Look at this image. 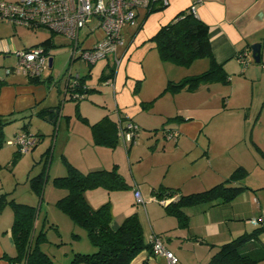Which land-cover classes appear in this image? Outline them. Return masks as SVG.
I'll use <instances>...</instances> for the list:
<instances>
[{"label": "rangeland", "instance_id": "obj_1", "mask_svg": "<svg viewBox=\"0 0 264 264\" xmlns=\"http://www.w3.org/2000/svg\"><path fill=\"white\" fill-rule=\"evenodd\" d=\"M21 27L19 26L18 29ZM97 27L83 41V46H90L96 39H102L104 31L101 27ZM10 28L8 21L0 20V33H6ZM23 28L34 37L43 36L42 34L46 32L54 35L55 46L51 48L54 58L53 65L42 71L39 88L35 91L43 90L46 96L37 103L35 108L39 110L48 102V104L59 107V115L51 120L44 114L16 113L14 119L2 125L0 197L7 193L8 199L12 197L16 202L39 208L36 230L42 229L45 232V240L40 243V248L52 258L55 264H67L73 258L74 253H91L95 251V247L90 243L86 230L74 224L69 216L55 204L67 192L65 188L54 183L55 177L67 174L64 159L82 172L103 167L110 169L116 164L117 172L129 186L112 191L96 188L87 190L85 195L97 207L109 202L112 215H129L136 212L138 217L139 215L146 216V207L159 209L162 208V205L155 200L144 203V205L135 203L133 186L140 188L143 199L147 200L149 187H157L163 178L176 179L178 177L176 173L182 172L181 174L186 179H191L193 175H197V177L204 173L210 175L211 170L206 168L204 160H192V156H195V151H193L189 158L179 156L176 159L171 156V159L176 162L177 169L167 173L166 164L169 159L162 152L164 146L167 148L174 144L171 140H166L163 137L162 131L157 132L155 136L153 130L139 128L135 142L127 144L130 147L128 151L123 145L119 132L114 147L94 145L92 122L87 120L84 114L90 107L92 111L97 109L99 113H102L104 106L100 103L97 105L98 99L93 96V92L78 101L71 99L69 94H64L63 87L69 74L71 81L76 79L77 74L86 86L101 85L102 73L100 71L103 69L108 73L112 66L110 56L98 60L95 64H88L83 60L76 59V62L70 67L68 62L70 40L66 35L51 31L47 27H40L35 31ZM86 29L80 31V40L83 39V31ZM3 38L4 35H0V39ZM151 53H154L157 63H164L163 61L159 62V56L155 49ZM49 57L50 55H48V59ZM249 58L251 59L249 61H252V56ZM205 60L206 57L202 58L199 60L200 62H196L198 64L190 66L191 68H177L180 65L165 66L168 68H165L164 74L166 72L172 76H180L182 69L191 73L202 72L206 68L202 67L200 63ZM14 63L15 58L12 54H0V78L5 77L4 68L10 67ZM167 63L171 64L165 62L160 64V67L168 65ZM252 63L254 64L253 61ZM260 63L262 61L258 64ZM152 68L154 67L149 66V76L143 84V91L147 94L153 92L162 76V70L157 71ZM175 69L181 70L174 72ZM49 76L51 78L48 82ZM241 76L237 71V76L233 77L232 82L211 84L209 90L204 91L206 93L204 99H206L211 113L207 116L209 118L208 127L216 131L219 138H214L212 141L211 162L213 166L218 164L219 170L227 175L235 168L232 167L234 162H239L246 169V173L239 181L233 183L237 186H245V189L240 191L230 204L231 207H234L236 216L233 217L234 220H228L227 225H230L229 228L243 229L247 224V232L251 233L255 227L251 224V219L264 218V153L259 150H264V71L260 75L255 72L254 84L251 80H242L243 78H239ZM7 77L9 83L12 78H16L15 80L20 83L30 84L29 78L21 74L12 73ZM98 90L105 99L109 96V88L99 87ZM25 92L29 93L30 91ZM81 103L83 108L80 106ZM202 103L200 101L197 106ZM110 104L113 105L112 101ZM113 109L114 107L111 106L112 111ZM21 131L28 133L30 137H35L37 141L27 152L16 155L17 146L9 144L8 141L13 140L15 135ZM218 131L224 135H219ZM256 146L260 148L258 149ZM44 168L45 181L38 195L32 188L31 178ZM214 180H218L215 181L217 183L222 178ZM208 182L207 189L215 184L212 183V179H209ZM189 208L188 210H190ZM12 220L13 210L8 203H4L0 208V244L7 252L4 254L11 256L15 254L10 234ZM236 235L233 238L237 237ZM260 238L264 241V233L260 234ZM2 259L7 262L5 258L2 257ZM257 264H264V260Z\"/></svg>", "mask_w": 264, "mask_h": 264}, {"label": "crops", "instance_id": "obj_2", "mask_svg": "<svg viewBox=\"0 0 264 264\" xmlns=\"http://www.w3.org/2000/svg\"><path fill=\"white\" fill-rule=\"evenodd\" d=\"M152 6V10L138 8L136 10L135 24L123 27L122 43L118 45L116 51L117 57L120 58L119 65L115 66L110 56L112 66H110L108 73L107 71L104 72L103 69L100 71L105 75H109L107 77L110 81L109 84H104L103 81L105 80H103L100 81L101 85L91 87L86 86L81 80L82 88L87 87L90 91L83 94L82 98H77V100L79 101L93 92V96L98 99L97 105L100 103L104 106L102 113H99L97 109L92 111L91 107L88 109V112H85V118L90 120L92 124L103 116L109 115L117 122V126L119 119L126 121L129 118L137 123L139 128L148 131L153 130L155 136L157 132L162 131L164 137L165 129L177 131V139L175 141L171 140L174 145L167 146V148L164 146L162 152L169 159L168 163L166 162L167 173H170L172 170L176 171L177 169L176 162L171 159V156H174L176 159L179 156L181 158H189L190 153L195 151V156H192V160L199 159L205 161L206 168L211 170L210 175H205L204 173L201 175L198 174V177L197 175H193V178L186 179L181 174L182 172H175L178 176L176 179L168 180L167 178H163L157 187L150 186L149 197L147 200L144 199L145 203L155 200L162 205V208L149 209L146 207V216L139 215V220L142 225L145 240L149 242L152 234L159 235L164 248L171 251L178 258L179 264H206L211 255L218 249L219 245L229 241L236 234L238 236L243 233H250L247 232V224L245 223L243 229L238 227L229 228L230 225H227V221L234 220L233 217L236 216L234 207L230 205L233 200L227 203H216L214 205L201 203L190 208L189 206L185 207L184 211L189 215V221L186 227H180L176 217L166 213L165 206L169 202L177 200L181 194H191L202 191L204 188L207 189L209 179H212V183H215L218 180L214 179L222 178L221 181H223L230 175L224 174L219 170L218 164L214 167L211 162L213 152L212 141L214 138H219L216 135V131L208 127L209 118L207 116L211 115V113L207 106V101L204 99L206 95L204 91H208L209 86L211 84H217V82L200 85L193 92L181 90L177 93L165 92L158 96L169 81L177 82L186 76L200 72L191 73L185 72L186 69H182L180 76H172L166 72L164 74L165 68H168L165 66L178 65L167 63L168 65H161L162 67H160V64H164L165 62L157 63L155 61V55L151 53L152 50H156L152 37L160 27L172 21L178 13L186 9L191 10V6H194V15L208 26V40L212 56L218 63L222 64L224 71L229 77L228 82H232L233 77L237 76V71H239L242 75L239 78H243L242 80H251L254 84L255 72H258V75H260L264 71V0H168L165 5L162 4L161 0H157ZM9 25L11 28L6 33H0V35H4V38L0 39V54H12L16 61L17 51L40 44L46 38L51 37L52 46L47 49V53L52 57L53 65L54 58L51 53V48L55 46L53 34L46 32L42 34L43 36L34 37L28 34L23 28L25 27L23 25H15L12 23H9ZM19 26L22 27L18 29ZM97 26L96 18L91 19L87 24L85 27L87 29L83 31V39H79L82 47H92L100 40L96 39L90 46L82 45L90 33L98 28ZM37 28L28 29L35 31ZM252 43H260V61H262L260 64H258L260 61L255 62L253 58L252 61L254 64L252 61H249L251 60L249 57H251ZM69 45V47L72 46L71 41ZM241 53L246 54V59L243 63L238 60V55ZM158 60L159 62L161 61L160 58ZM199 60H202V58L195 59L188 67L178 66L177 68H191L190 66L196 62H200ZM68 62L71 67L76 61L71 62L69 59ZM200 65L207 69L209 59L206 57V60L202 61ZM149 66L154 67L152 69L157 71L162 70L161 79L158 80L159 83L151 94L144 93L143 91V84L149 76ZM111 69H113L112 72H110ZM179 70L181 69H175L174 72ZM112 73L113 75H111ZM7 76L5 75V77L0 78V116H8L14 119L16 113L31 112L30 115H39L44 110L46 113L43 112L42 114L48 117L50 114L51 116L56 115L53 116L52 120L58 117L59 110L56 111V107L58 106L48 104V102L46 106L43 105L39 110L35 108L37 103L46 96L43 90L35 92L39 88L38 84L41 82V75L38 82H30L29 80L30 84L20 83V81L15 80L16 78H12L9 83ZM76 77L79 81L80 78L77 74ZM50 78L51 76L47 79L48 82ZM70 79L71 75L64 82V94H69L68 82L71 81ZM99 87L110 89L109 96L106 99L103 97V94L99 93ZM28 90L30 91L29 93L25 92ZM96 93L98 94L96 95ZM153 99L154 101L148 104ZM111 101L113 105L110 104ZM200 101L203 103L197 106ZM80 106L83 108L82 103ZM111 106L114 107L113 111L111 110ZM53 110H55L54 113ZM56 112L58 113L56 114ZM49 119L51 118L49 117ZM159 124L160 126H158ZM217 133L221 136L224 135L219 131ZM127 144L133 143H123L128 151L130 147ZM256 147L258 148V146ZM259 150L264 153V150ZM239 166L244 167L239 162L232 163V167H235L233 170ZM152 184L155 185L156 183ZM161 186L169 189H177L178 192L172 196H167V193L163 192L161 198H156L153 195L154 191ZM139 190L142 192L140 188ZM85 197L92 207H97L96 204L93 202L92 204L89 201L86 195ZM161 199H167L168 203H160ZM125 216L127 215H112L111 226L116 228ZM255 228L253 227V230ZM251 244L253 242L250 243V246ZM4 253L7 252L0 244V264H9L8 261L6 262L2 259ZM129 264H168V261L166 256L161 253L153 252L151 254L148 249H143L136 254Z\"/></svg>", "mask_w": 264, "mask_h": 264}, {"label": "trees", "instance_id": "obj_3", "mask_svg": "<svg viewBox=\"0 0 264 264\" xmlns=\"http://www.w3.org/2000/svg\"><path fill=\"white\" fill-rule=\"evenodd\" d=\"M152 9L153 6L149 10ZM152 40L155 43L159 58L163 62L188 66L195 59L204 57L209 59L207 69L198 74L186 76L177 82L169 81L158 96L165 92L177 93L181 90L193 92L200 85L229 81L222 64L218 63L212 56L208 40V26L198 19L190 9L181 11L172 21L160 27ZM35 46H40L47 52V49L52 46L51 37L31 47ZM28 48L30 47L25 49ZM112 71L113 69L110 70V72ZM108 76L102 73L100 79L102 81L107 80ZM27 78L30 82H38L40 77ZM80 81L81 79L77 80L75 87L68 88L69 91H67L70 95L74 92L86 94L90 91L87 87L82 88ZM70 98L77 100V98ZM153 101L154 99L148 104ZM58 110L59 107H56V111ZM43 112L45 111L43 110ZM43 112L41 111L39 115ZM54 112L55 110H53ZM53 116L49 115L51 120ZM11 120V117L0 116V145H2V125ZM91 128L95 144L112 147L116 145L118 126L117 122L109 115H105L91 124ZM15 153L16 155L20 154L18 150ZM64 160L67 166V174L55 177L54 183L65 188L67 192L55 204L69 216L74 224L86 230L90 243L95 247V251L91 253H74L73 258L67 264H129L136 254L143 249H148L152 254L154 252L152 244L145 240L142 225L136 212L125 216L121 223L113 228L111 226L112 213L109 202L94 208L85 197L87 190L102 188L112 191L129 186L117 172L116 165L110 169L99 168L82 172L68 163L66 159ZM245 173L246 169L239 166L223 181L206 190L179 195L177 200H173L165 206L166 213L176 217L180 227H186L189 215L184 211L185 207L201 203L214 205L232 201L240 191L245 189V186L233 185ZM44 181L45 168L31 178L32 188L38 195L42 190ZM163 192H166L167 196H172L178 191L177 189L161 186L154 191L153 195L156 198H161ZM6 195L7 193H4L0 197V208L4 203H8L13 210L10 234L15 247V254L12 256L3 254V258L9 264H55L52 258L40 248V243L45 240V232L42 229L36 230L39 208L16 202L12 197L8 199ZM261 233H264V227L259 226L251 233L240 234L222 243L206 264H257L259 261L264 260V241L260 238ZM74 236H77V234H74ZM251 242L253 244L250 246Z\"/></svg>", "mask_w": 264, "mask_h": 264}, {"label": "built area", "instance_id": "obj_4", "mask_svg": "<svg viewBox=\"0 0 264 264\" xmlns=\"http://www.w3.org/2000/svg\"><path fill=\"white\" fill-rule=\"evenodd\" d=\"M157 0H0V20H6L12 24L23 25L27 28L47 27L51 31L66 35L71 41L70 61L83 60L88 64H95L98 60L111 56L115 66L120 63L116 51L122 43V29L136 22V10L138 8L150 9ZM167 4L168 0H161ZM194 12V6H191ZM97 19V25L104 31L102 39L92 47H82L79 43V33L91 19ZM16 61L10 67H5V74H21L26 77H36L48 67V53L40 46L30 47L16 52ZM246 54L238 55V60L244 62ZM49 68V67H48ZM70 77V74H69ZM109 80L103 81L109 84ZM75 80L68 82V88L75 87ZM72 98H82L83 94L74 92ZM139 126L131 119L118 120V132L124 144L134 143L138 136ZM166 139L175 141L178 132L167 129L164 131ZM35 137H30L26 132H19L9 144H14L20 153L27 152L36 143ZM135 203H145L138 187H133ZM160 203L167 204V199H161ZM251 224L255 227H264V218H253ZM149 242L155 253L166 256L168 264H179L178 258L164 248L159 236L151 235Z\"/></svg>", "mask_w": 264, "mask_h": 264}, {"label": "water", "instance_id": "obj_5", "mask_svg": "<svg viewBox=\"0 0 264 264\" xmlns=\"http://www.w3.org/2000/svg\"><path fill=\"white\" fill-rule=\"evenodd\" d=\"M251 56L255 62H259L260 59V43H252L251 44ZM52 65V57L48 59V67Z\"/></svg>", "mask_w": 264, "mask_h": 264}]
</instances>
